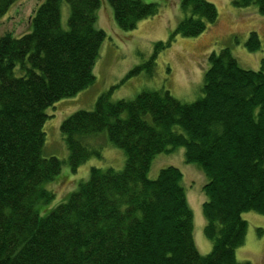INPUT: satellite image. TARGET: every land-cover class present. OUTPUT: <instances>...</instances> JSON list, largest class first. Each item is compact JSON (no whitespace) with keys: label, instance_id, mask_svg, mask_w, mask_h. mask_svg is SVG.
I'll return each mask as SVG.
<instances>
[{"label":"trees","instance_id":"trees-1","mask_svg":"<svg viewBox=\"0 0 264 264\" xmlns=\"http://www.w3.org/2000/svg\"><path fill=\"white\" fill-rule=\"evenodd\" d=\"M15 1L0 0V17ZM63 1L69 6L66 27ZM108 2L124 30L157 11L155 2ZM232 3L254 4L264 14V0ZM98 6L99 0H39L29 30L0 35V264H249L238 261L235 250L247 229L242 212L264 214V41L258 69L240 66L228 46L209 52L202 95L191 102L167 89L115 101L106 91L92 110L69 114L60 129L73 171L99 154L85 138L104 131L124 150L125 162L120 170L92 166L64 202L38 213L36 203L54 194L43 183L62 163L41 153L45 110L94 81L105 36L94 24ZM180 6L183 17L167 41L156 42L147 66L177 34L196 36L218 16L208 0H181ZM245 45L261 46L256 31ZM178 146L207 177L203 231L212 247L206 254L194 242L181 170L167 165L155 178L147 176L156 154Z\"/></svg>","mask_w":264,"mask_h":264},{"label":"rangeland","instance_id":"rangeland-1","mask_svg":"<svg viewBox=\"0 0 264 264\" xmlns=\"http://www.w3.org/2000/svg\"><path fill=\"white\" fill-rule=\"evenodd\" d=\"M141 1L155 2L157 11L140 19L134 28L124 30L118 26L108 0H99L94 24L96 28L104 30L105 36L92 68L95 79L76 95L62 98L45 110L48 117L43 124L45 139L41 153L45 157L56 156L62 163L54 178L43 183V187L54 194L49 201L36 203L40 216L64 202L69 193L78 187L79 181L87 180L92 166L120 170L125 162L124 150L109 141L104 131L97 139L85 138L84 143L98 148L99 154L89 155L73 171L67 160L69 150L60 129L61 122L69 114L77 109L92 110L97 97L106 91H110L109 97L115 101L120 98L133 99L142 90L167 89L181 101L191 102L202 95L203 76L208 66L207 54L225 46L230 48L243 68H259L263 55L264 14L254 4L237 7L232 0H208L217 8L216 21L209 23L196 36L177 34L167 47L157 52L153 64L147 66L156 42H165L170 38L183 13L181 0ZM36 3L39 0H16L0 17V35L10 30L15 35H21L29 30L28 21ZM68 17L69 6L63 1L61 21L64 27ZM252 30L261 40V46L255 50H249L245 45ZM167 165L177 166L182 172V183L193 214L194 242L198 251L206 254L212 247V242L203 231V185L207 177L196 163L185 161L181 146L156 154L147 176L155 178L160 169ZM242 218L247 222V229L243 243L235 250V257L249 264H264V214L248 210L242 212Z\"/></svg>","mask_w":264,"mask_h":264},{"label":"bare ground","instance_id":"bare-ground-1","mask_svg":"<svg viewBox=\"0 0 264 264\" xmlns=\"http://www.w3.org/2000/svg\"><path fill=\"white\" fill-rule=\"evenodd\" d=\"M11 6V5H10ZM9 9V8H8ZM7 12V11H6Z\"/></svg>","mask_w":264,"mask_h":264},{"label":"crops","instance_id":"crops-1","mask_svg":"<svg viewBox=\"0 0 264 264\" xmlns=\"http://www.w3.org/2000/svg\"><path fill=\"white\" fill-rule=\"evenodd\" d=\"M102 23H104V22H102Z\"/></svg>","mask_w":264,"mask_h":264}]
</instances>
